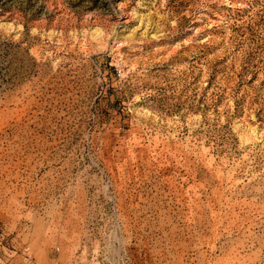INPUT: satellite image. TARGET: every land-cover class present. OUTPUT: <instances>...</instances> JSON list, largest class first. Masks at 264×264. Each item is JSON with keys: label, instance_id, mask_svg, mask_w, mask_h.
<instances>
[{"label": "rangeland", "instance_id": "rangeland-1", "mask_svg": "<svg viewBox=\"0 0 264 264\" xmlns=\"http://www.w3.org/2000/svg\"><path fill=\"white\" fill-rule=\"evenodd\" d=\"M0 264H264V0H0Z\"/></svg>", "mask_w": 264, "mask_h": 264}]
</instances>
